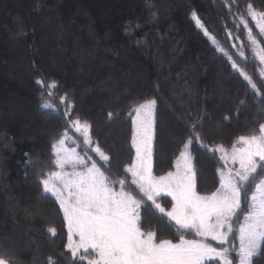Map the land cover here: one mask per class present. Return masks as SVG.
<instances>
[{
    "label": "trees",
    "instance_id": "trees-1",
    "mask_svg": "<svg viewBox=\"0 0 264 264\" xmlns=\"http://www.w3.org/2000/svg\"><path fill=\"white\" fill-rule=\"evenodd\" d=\"M249 3L264 10V0H0V258L9 264H49L50 257L73 264L63 211L39 183L56 170L52 144L65 131L64 117L42 108L43 102L61 108L59 97L68 94L73 119L89 122L93 139L113 157L111 171L105 170L113 178L124 177L123 167L135 158L128 112L149 99L157 101L156 176L174 171L194 118L203 119L198 131L210 147L230 148L264 123V99L228 60L264 93L263 65L240 22L246 19L264 46L255 21L245 15ZM193 12L209 36L196 26ZM39 80L58 85L50 89L54 99ZM68 133L83 148L82 137ZM191 153L197 191L211 194L220 186L223 161L195 142ZM157 202L166 211L173 204L165 196ZM141 215L150 222L142 219V230L155 231L158 241L179 242L174 222L147 206ZM184 238L197 236L184 232ZM253 264H264V255Z\"/></svg>",
    "mask_w": 264,
    "mask_h": 264
},
{
    "label": "snow or ice",
    "instance_id": "snow-or-ice-1",
    "mask_svg": "<svg viewBox=\"0 0 264 264\" xmlns=\"http://www.w3.org/2000/svg\"><path fill=\"white\" fill-rule=\"evenodd\" d=\"M245 15L255 21L264 39V10L249 3ZM192 17L204 35L209 36L200 17L195 12ZM240 22L247 29L248 40L260 64L264 65V46L248 27V21L241 17ZM211 41L216 43L214 37ZM217 48L223 52L218 45ZM237 54L245 59L243 51L238 49ZM228 60L252 92L264 99V93L252 77L231 57ZM260 76L261 86H264V69ZM37 83L54 99L50 91L58 87L54 81L48 85L43 80ZM59 103L61 108L48 101L41 105L64 117L65 131L52 144V166L57 170L44 174L39 183L43 192L54 198L63 211L68 225L66 249L73 264H209L210 261L213 264H253L255 257L264 255V123L259 124L253 134L239 136L229 152L223 145L205 144L198 131L203 119L194 118L188 125L191 135L183 143L176 170L156 176L152 149L157 101L149 99L128 112L133 125L131 145L135 158L123 167L124 177L113 178L105 171H111L113 157L93 139L92 125L78 116L73 119L76 113L68 94L59 97ZM108 117L113 119V113L109 112ZM69 129L82 137L83 154L77 151L80 145L74 140L75 147H67L66 142L72 139ZM194 142L206 152L218 151L227 165V172L218 170L220 187L210 195L196 191V173L190 162ZM162 195L174 201L171 210L166 211L157 202ZM145 206L175 223L180 233L178 243L167 239L158 241L155 231L142 230V219L150 224L141 215ZM47 232L56 236L54 227H49ZM184 232H191L200 239H184ZM209 240L216 242V246ZM0 264H9V261L0 258ZM49 264H57V261L50 257Z\"/></svg>",
    "mask_w": 264,
    "mask_h": 264
},
{
    "label": "rangeland",
    "instance_id": "rangeland-1",
    "mask_svg": "<svg viewBox=\"0 0 264 264\" xmlns=\"http://www.w3.org/2000/svg\"><path fill=\"white\" fill-rule=\"evenodd\" d=\"M263 69H264V65H263ZM155 108H156V106H155ZM154 114H155V110H154ZM69 134V136H71V140H69V141H67L66 142V145H67V147L68 148H72V147H75V145L72 143V140H74V141H76L77 142V144H79L80 145V147H78L77 148V151L78 152H81L80 150H81V143L79 142V139L76 137V136H74V135H72V134H70V133H68ZM154 140H155V123H154V138H153V156H154ZM82 145H83V143H82ZM237 147H240V145L239 144H237L236 145ZM226 148V147H225ZM229 152H231V149H232V147H230V148H226ZM218 152V151H217ZM81 154H83L82 152H81ZM90 154V153H89ZM218 154H219V156L221 155L219 152H218ZM190 162H191V164H192V166H193V169L195 170V173H196V168H195V162H194V158H193V156H192V153H191V148H190ZM179 159V158H178ZM177 162H178V160H177ZM183 162L181 161V164H182ZM231 162L229 161V164H230ZM177 164V163H176ZM153 165H154V161H153ZM223 170L225 171V172H227V165H225L224 164V162H223ZM57 170V169H56ZM55 170V171H56ZM70 170V169H69ZM176 170V167H175V169H174V171ZM153 174H154V171H153ZM155 175V174H154ZM220 187V186H219ZM196 191H197V188H196ZM198 192V191H197ZM199 193V192H198ZM200 194V193H199ZM200 195H210V194H200ZM163 196H165V197H170V196H166V195H162L161 197H163ZM160 198V197H159ZM158 198V199H159ZM171 198V197H170ZM172 199V198H171ZM173 203H174V201H173ZM170 210H171V208H170ZM68 226V225H67ZM74 240H78V237H74L73 238ZM184 239H188V240H193V238L191 239H189V238H184ZM196 239V238H195ZM197 239H200V237H197ZM209 242V241H208ZM178 243V242H177ZM90 252H91V250H89ZM91 258H93L92 256H91ZM91 258H89V259H91ZM234 258V257H233ZM209 264H211V261L209 262Z\"/></svg>",
    "mask_w": 264,
    "mask_h": 264
}]
</instances>
